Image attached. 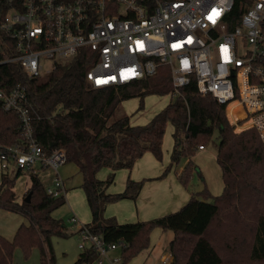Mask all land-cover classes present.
Segmentation results:
<instances>
[{
  "label": "trees",
  "instance_id": "1",
  "mask_svg": "<svg viewBox=\"0 0 264 264\" xmlns=\"http://www.w3.org/2000/svg\"><path fill=\"white\" fill-rule=\"evenodd\" d=\"M12 53L2 50L0 59ZM89 62L78 54L59 64L50 74L30 78L17 62L0 64V87L8 90L17 83L27 87L34 117V132L45 152L62 148L67 162L75 163L82 175L84 189L93 219L87 225L103 234L109 243L121 247V264L150 246L154 228L172 230L169 248L171 264H264V141L255 128L236 130L228 119L225 106L210 94L198 91L196 82L183 86L180 94L145 125H134L122 111V102L140 98V108L150 94L166 95L173 88L170 75L163 67L152 76L131 83L92 87L86 78ZM167 123L174 127L171 162L161 178L183 156L190 158L180 174L185 186L194 164L191 157L216 134V159L222 171L223 192L212 201L191 194L189 200L174 212L149 220L120 223L106 217L109 203L136 199L144 180H127L122 192L110 193L116 171L131 169L147 151L163 158V138ZM24 137L20 118L3 109L0 101V147L20 146ZM110 168L106 179L98 172ZM31 201H17L15 178L2 175L0 207L22 213L23 223L13 239L0 235V264H13V254L21 246L28 255L38 247L41 264H55L52 237H67L65 226L52 215L65 202V196L50 195L39 175L31 172ZM215 239L211 238V235ZM219 245L221 247H218ZM222 250L227 252L225 259ZM97 252H81L73 264L91 263Z\"/></svg>",
  "mask_w": 264,
  "mask_h": 264
},
{
  "label": "built area",
  "instance_id": "2",
  "mask_svg": "<svg viewBox=\"0 0 264 264\" xmlns=\"http://www.w3.org/2000/svg\"><path fill=\"white\" fill-rule=\"evenodd\" d=\"M0 39L2 50L12 53L0 64L17 62L30 78L50 74L78 54L89 62L92 87L152 77L167 65L171 98L196 82L201 94L225 106L236 130L255 128L264 141V0H0ZM43 59L52 62L46 70ZM0 101L19 115L24 137L20 146L0 147L1 167L51 169L46 190L62 195L59 169L66 152L47 153L38 141L27 87H0ZM78 232L79 248L96 250L95 264L118 263L108 251L119 244L87 224Z\"/></svg>",
  "mask_w": 264,
  "mask_h": 264
},
{
  "label": "rangeland",
  "instance_id": "3",
  "mask_svg": "<svg viewBox=\"0 0 264 264\" xmlns=\"http://www.w3.org/2000/svg\"><path fill=\"white\" fill-rule=\"evenodd\" d=\"M51 63L52 62L50 59H43L42 65L44 66V70L48 69ZM162 67L164 70H169V66L167 65H164ZM171 99V94L169 93L166 95L150 94L145 97L143 107L140 108V98L133 97L122 102V111L130 116V121L132 124L145 125L148 124L152 120V118L165 106H167ZM173 133V125L171 123H167L163 138L162 160L157 159L153 154L158 161H163L166 155H169V158L171 159V154L174 147ZM217 142L218 140L215 134L213 136V140L206 145L205 149H198L195 155L191 157L194 168L191 172L188 183L185 185V189L187 192L190 191L191 194H195L198 198L206 199L209 201H212L213 197L220 195L223 192L224 188L222 171L216 159ZM189 160V157L183 156L178 163L174 164L171 167L170 171L172 169H178L181 166L185 168ZM4 171L5 173H9L10 178H15V190L19 195H21V193L24 192L25 187L28 186L27 181H30L29 174L23 172L19 176L16 174L15 168L3 170L0 167V184L1 175ZM59 171L60 176L63 179H68V186L67 190H65L64 192L65 202L54 209L52 215L62 222L67 232L69 233V236H53L52 246L55 255V264H73L79 254L83 251L78 246L80 243V234L78 232L79 226L81 225V223L85 224L92 221V211L88 206L85 191L80 185L81 177L78 173L76 165L73 162H67L60 167ZM103 171H106L105 177H99L100 179H106L111 172L110 169H107V167L103 168L100 171V174L105 173ZM50 175H53L50 169L45 171V173H40L42 181L45 185H51V182H53V180L50 179ZM117 177L118 171L117 175L115 176V182L113 183V185L116 186L119 185V180L117 179ZM27 195L28 192H26L22 198L19 196V202H22ZM82 195L85 196V199L82 198ZM16 197H18L17 194ZM181 207H179V209ZM73 216H76L79 219L77 223H72L70 221V218ZM90 217L91 219L88 220V218ZM26 219L27 218L22 213L6 210L0 207V234L8 239H13L19 226L25 221L27 222ZM156 228H158V232L156 234L154 233L156 242L159 241L161 243L165 242L166 240H170L169 238H173L174 233L172 230H164L160 227ZM156 228H154L153 230H155ZM211 238L215 239L213 237V234L211 235ZM216 242L218 243V241ZM218 247H221L219 243ZM145 252L146 249L142 250L138 254V256H143ZM222 254L224 255L225 259H229V255L227 252L222 250ZM108 255L112 258L115 254L110 251L108 252ZM115 258L119 259L117 264H121L120 256L116 255ZM152 260H154V257L149 258L147 264H151ZM13 264H41L40 249L38 247H35L28 255H26L21 246H17L13 254ZM90 264H95V262H91Z\"/></svg>",
  "mask_w": 264,
  "mask_h": 264
},
{
  "label": "crops",
  "instance_id": "4",
  "mask_svg": "<svg viewBox=\"0 0 264 264\" xmlns=\"http://www.w3.org/2000/svg\"><path fill=\"white\" fill-rule=\"evenodd\" d=\"M170 160L171 159L169 158V155H166L163 161H158L153 155V153L147 151L142 157L136 160L134 166L131 169L122 168V169L117 170L118 171L117 179L119 180L118 181L119 185L116 186V185L111 184L107 189V191L110 193L122 192L125 189L127 180L129 178L136 180V181H142L145 179V181L136 199L134 200L133 199H122L114 203H109L105 210V216L106 217L114 216L120 223L144 221V220H149V219H152L158 216H162V215L174 212L178 210L179 207L183 206L191 197L190 191L189 192L186 191L185 186H183L179 178L181 172L184 169L183 166L175 170L172 169L166 174V176L161 178V175L166 170L167 166L170 163ZM0 167H1V163H0ZM76 167L81 177L80 179V185H81L82 175L77 165ZM9 168H15L16 174L19 176L23 172H26L29 174L30 181H27L28 186L25 187L24 192L21 193V195H19L16 192L15 185H14L13 189L15 193L18 195V197L20 196L21 198L31 187V184H32L31 176H30L31 172L33 171L37 173L42 181L40 173H45V171L48 170V168H44L40 165L35 166L33 170H22L18 166H16L14 163H12V165ZM2 169L6 170L5 168H2ZM107 169H110V168H107ZM51 171H52V174L54 175L55 174L54 171L53 170ZM100 171L97 174L98 177L104 178L106 171H103L105 172L103 174H100ZM117 171H116L115 176L117 175ZM4 173L5 171L2 172V175ZM5 174H7L8 177L10 178L9 173H5ZM2 175H1V181H2ZM53 175H50V179L53 178ZM63 180L65 182V190H67L68 179H63ZM44 186L46 187L45 184ZM65 190L62 193L64 196H65V193H64ZM18 197H16L17 201H20V197L19 198ZM82 198L85 199V196L82 195ZM86 200H87V197H86ZM90 219L91 217L88 218V220ZM92 219H93V213H92ZM26 220L27 222L25 221L24 223L29 224V220L28 219ZM157 232H158V228H156L155 230L151 232L150 246L146 249V252L144 253L143 256L141 257L138 255L134 256L133 259L131 260L132 264H147V261L151 257H154V260H152L151 264H160L162 263L163 260H166L167 264L172 263L173 255L170 252V248H169V243L172 238H169L170 240H166L165 242H161V243L159 241L156 242L154 233L156 234ZM110 251H112L115 254L113 255V257H116V255H119L121 257V247L120 246L116 247L115 249H110L108 252ZM92 262H95V259ZM86 264H90V263H86Z\"/></svg>",
  "mask_w": 264,
  "mask_h": 264
},
{
  "label": "water",
  "instance_id": "5",
  "mask_svg": "<svg viewBox=\"0 0 264 264\" xmlns=\"http://www.w3.org/2000/svg\"><path fill=\"white\" fill-rule=\"evenodd\" d=\"M31 195H32V193L30 192V193L25 197V201L30 202V201H31Z\"/></svg>",
  "mask_w": 264,
  "mask_h": 264
}]
</instances>
